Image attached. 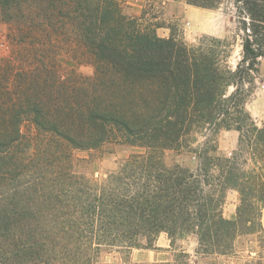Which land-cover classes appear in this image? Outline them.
Segmentation results:
<instances>
[{"label":"trees","instance_id":"16d2710c","mask_svg":"<svg viewBox=\"0 0 264 264\" xmlns=\"http://www.w3.org/2000/svg\"><path fill=\"white\" fill-rule=\"evenodd\" d=\"M146 1L134 18L116 0H0L11 47L0 76V264H101L103 252L127 263L134 250H158L162 234L175 252L196 236L206 257H231L244 236L264 248V123L246 107L264 58V0H233L235 68L227 38L160 37L149 4L171 0ZM221 130L239 134L229 157L217 154ZM112 143L144 153L103 181L76 172L75 151ZM184 148L197 171L165 164L166 150ZM231 190L239 205L227 218ZM154 264H190L189 255Z\"/></svg>","mask_w":264,"mask_h":264},{"label":"rangeland","instance_id":"374dc122","mask_svg":"<svg viewBox=\"0 0 264 264\" xmlns=\"http://www.w3.org/2000/svg\"><path fill=\"white\" fill-rule=\"evenodd\" d=\"M120 3L123 12L134 18L141 17L145 10L146 0H116ZM233 0H225L218 9H204L188 5L184 1L171 0L164 4H152L149 8L148 21L158 26L157 34L162 38L172 35L185 41L188 45H197L203 37H215L229 39L233 44V52L230 65L236 67L242 58V36L238 27L240 18ZM9 29L7 25L0 24V76L6 64L10 63L11 47L7 42ZM64 64L70 65L67 58L62 59ZM17 64V63H16ZM14 64L16 67L17 65ZM259 72L257 74L254 94L248 100L247 110L254 118L257 126L264 123V58L259 60ZM85 73L91 69L84 68ZM26 129L28 130L27 126ZM239 134L236 131L221 130L217 135V154L221 157H229L237 148ZM203 141L202 138L199 139ZM196 149L197 145L194 146ZM144 153V150L130 145L117 143L107 144L100 149L74 152L76 172L83 173L87 177L97 181H103L109 174L118 169L120 164L133 154ZM164 161L168 167L177 165L197 171L200 167L198 156L193 150L184 148L181 150H166ZM239 205V195L236 191H229L224 215L234 218ZM262 223L264 227V210ZM168 236L162 234L157 242L164 248L158 250H134L125 263L124 256L117 252H103L100 257L101 264H154L157 262H172L177 251H185L189 255L190 264H244L252 260H261L264 264V248H260L257 235L240 237L236 242L235 253L231 257L202 256L196 253L198 241L196 236H190L178 241L177 251L170 248ZM136 251V252H135ZM135 252V254H134ZM134 254V255H133Z\"/></svg>","mask_w":264,"mask_h":264},{"label":"crops","instance_id":"0c3cea01","mask_svg":"<svg viewBox=\"0 0 264 264\" xmlns=\"http://www.w3.org/2000/svg\"><path fill=\"white\" fill-rule=\"evenodd\" d=\"M169 243H170V241H169ZM164 246H165V245H162V247H161V246L158 245V248H164ZM135 252H136V251H135ZM135 252H134V254H135ZM134 254H133V255H134Z\"/></svg>","mask_w":264,"mask_h":264}]
</instances>
